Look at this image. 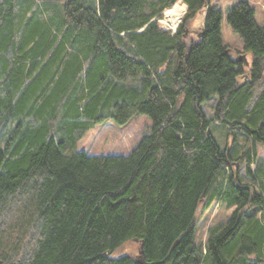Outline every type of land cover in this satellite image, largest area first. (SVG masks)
Masks as SVG:
<instances>
[{
	"label": "trees",
	"instance_id": "obj_1",
	"mask_svg": "<svg viewBox=\"0 0 264 264\" xmlns=\"http://www.w3.org/2000/svg\"><path fill=\"white\" fill-rule=\"evenodd\" d=\"M176 1L0 0L1 264H264V24L247 0L227 14L246 65L220 8L186 31L208 0L159 27ZM139 114L151 130L128 154L74 147ZM212 201L232 212L194 242Z\"/></svg>",
	"mask_w": 264,
	"mask_h": 264
},
{
	"label": "rangeland",
	"instance_id": "obj_2",
	"mask_svg": "<svg viewBox=\"0 0 264 264\" xmlns=\"http://www.w3.org/2000/svg\"><path fill=\"white\" fill-rule=\"evenodd\" d=\"M238 0H208V5H205L196 12L194 17H190L187 25L189 36L196 37L209 6L220 8L222 19L220 23L221 38L223 43L228 45L232 51L237 52L238 55L242 53V42L236 32H234L228 25L226 17L233 4ZM254 8V16L258 23L264 24V0H247ZM175 4V5H174ZM170 8H174L179 13L178 21L175 25L167 21L165 18V10L162 16L157 19V24L163 29L174 32L186 12L187 5L182 0H177ZM179 4H185L186 8L182 12ZM175 6V7H174ZM176 26V27H175ZM175 27V28H174ZM216 99L213 98L203 104L205 113L211 117L213 115L214 105ZM151 120L145 114L132 116L127 122L118 124L112 119H106L102 122H96L88 129L82 131L77 136L75 148L83 150L87 154H101V155H126L134 148L140 140L147 135L151 130ZM213 130L221 144H231L233 136L225 134V131L220 129L216 123H213ZM8 133V127L0 131V142H3ZM259 155L264 162V148L257 145ZM253 167V165H251ZM243 171V167L241 168ZM232 208L225 207L219 201H212L207 208H202L196 215V226L194 233V242L204 241L207 237V228L210 224L215 223L219 219L226 218L231 214ZM137 246L133 244L124 245L117 253L126 251L136 252Z\"/></svg>",
	"mask_w": 264,
	"mask_h": 264
},
{
	"label": "bare ground",
	"instance_id": "obj_3",
	"mask_svg": "<svg viewBox=\"0 0 264 264\" xmlns=\"http://www.w3.org/2000/svg\"><path fill=\"white\" fill-rule=\"evenodd\" d=\"M165 18L167 21L171 22V24L175 25L178 21L179 13L177 11H175L174 8L166 9L165 10Z\"/></svg>",
	"mask_w": 264,
	"mask_h": 264
},
{
	"label": "water",
	"instance_id": "obj_4",
	"mask_svg": "<svg viewBox=\"0 0 264 264\" xmlns=\"http://www.w3.org/2000/svg\"><path fill=\"white\" fill-rule=\"evenodd\" d=\"M186 31H187V29H186ZM238 59L242 60L246 65L248 64V61H247L246 56L244 54H239ZM0 264H1V261H0Z\"/></svg>",
	"mask_w": 264,
	"mask_h": 264
}]
</instances>
